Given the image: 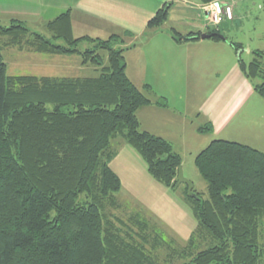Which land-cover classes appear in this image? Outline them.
Returning <instances> with one entry per match:
<instances>
[{"label":"trees","instance_id":"trees-1","mask_svg":"<svg viewBox=\"0 0 264 264\" xmlns=\"http://www.w3.org/2000/svg\"><path fill=\"white\" fill-rule=\"evenodd\" d=\"M170 8L156 12L146 33L166 23ZM47 29L51 38L21 21L0 24V264H264V151L216 139L196 156L208 196H189L186 188L198 225L185 246L173 247L137 213L124 221L114 212L122 181L110 165L113 140L134 147L152 177L170 188L178 187L182 156L167 139L141 129L138 110L154 101L127 75L131 32L77 38L70 11ZM174 36L199 38L176 30ZM9 47L78 55L97 74H10L3 54ZM253 53L239 64L264 97V52Z\"/></svg>","mask_w":264,"mask_h":264},{"label":"crops","instance_id":"crops-1","mask_svg":"<svg viewBox=\"0 0 264 264\" xmlns=\"http://www.w3.org/2000/svg\"><path fill=\"white\" fill-rule=\"evenodd\" d=\"M181 1L182 5L171 3L166 23L148 33L149 20L169 4L167 0H0V21H21L28 27L30 23H39L47 28L49 21L70 11L72 32L77 38L107 39L113 34L131 32L133 36L126 38L128 46L124 52L126 72L131 81L154 101L138 110L141 129L170 141L182 156L183 167L186 165L185 151H193L191 156L196 158L216 139L237 141L264 151V113L261 109L257 112L261 115L255 129L257 142L253 138L255 144L252 140L237 138L227 130L220 133L218 128L221 122H232L236 115V112L231 114L232 111L246 109L250 101L247 98L258 93L238 63L241 54L249 50L242 42L228 38L222 31L227 22L236 21V11L245 0H227L234 5L235 19H225L219 26L208 23L202 8L204 4L199 0L196 4L189 0ZM177 10H180L179 16L174 15ZM214 29L229 40L243 44V48L238 52L228 39L201 37L202 33ZM174 30L185 37L196 33L199 38L179 41ZM53 56V67L61 68L64 64V70L69 68L68 74H62V69L53 75L97 74L95 67L82 64L80 57L61 62L58 59L60 55ZM145 85H150L151 89H146ZM162 98L166 100L165 106L156 103ZM211 124L214 132L209 130ZM120 142L122 145L127 143L124 140Z\"/></svg>","mask_w":264,"mask_h":264},{"label":"rangeland","instance_id":"rangeland-1","mask_svg":"<svg viewBox=\"0 0 264 264\" xmlns=\"http://www.w3.org/2000/svg\"><path fill=\"white\" fill-rule=\"evenodd\" d=\"M167 1L173 5L177 3L182 5L183 3L181 0ZM196 1L198 0H189V2H194V4H196ZM179 11L177 10L174 15L179 16ZM236 15V21L227 22L222 27V31L225 32L228 38L244 44V48H247L249 51H244L241 56L246 62H249L255 57L253 51L260 50L264 52V0H245L237 9ZM0 24L10 25V22L0 21ZM28 25L32 30L41 32L49 38L52 37L50 31L42 24L30 23ZM227 27L228 29H226ZM53 41L60 42V40ZM3 54L10 74L53 75L62 71L63 66H65L63 64L61 68L53 67L51 60L54 57L53 54L19 50L14 47L4 49ZM58 59L61 62L64 59L65 61H71V59H79V56L72 55L68 58L65 55H60ZM69 65L66 66L69 67ZM68 69H63L62 74H68ZM242 73L244 74L243 71ZM244 76L246 77L245 74ZM249 81L252 85V81L250 79ZM255 82H261V79H255ZM247 100L250 101L246 109L233 110L231 114L236 112V115L232 122L229 124L227 120L226 123L221 122V127L218 126V128L220 129V133H226L227 130L237 138L252 140V143L255 144L253 138L256 136L255 129L259 121L258 116L261 115H258L257 112L261 109L262 113H264V97L258 93H253ZM252 115H254L253 121L250 119ZM209 130L210 132L215 131L212 124ZM255 140L257 142V138ZM120 141H123L121 137L113 140V149H117V152L110 163L122 181V187L116 193L121 206L119 210L114 212L124 221H127L130 216L137 213L148 220L156 230L161 232L169 243H174L172 244L173 247L178 246L181 248L185 246L198 225V220L195 217L193 209L186 199L185 191L188 187L187 184L181 183L176 188L163 185L149 173L147 163L142 155L130 144L126 143L122 145ZM185 152L184 159L186 165L183 167L184 175L194 184L195 193L197 192L203 197H207V182L196 167L195 157L191 156L193 151ZM167 249L164 247L157 252L160 258L167 255Z\"/></svg>","mask_w":264,"mask_h":264},{"label":"built area","instance_id":"built-area-1","mask_svg":"<svg viewBox=\"0 0 264 264\" xmlns=\"http://www.w3.org/2000/svg\"><path fill=\"white\" fill-rule=\"evenodd\" d=\"M202 8L210 25L219 26L223 20H233L235 18L234 6L227 0H215L210 4H204Z\"/></svg>","mask_w":264,"mask_h":264},{"label":"water","instance_id":"water-1","mask_svg":"<svg viewBox=\"0 0 264 264\" xmlns=\"http://www.w3.org/2000/svg\"><path fill=\"white\" fill-rule=\"evenodd\" d=\"M215 34H217V33H215V32L211 33V34L210 33H202L201 37L202 38H210ZM219 35L221 36L222 39H226V37L223 34L220 33ZM181 183L187 184L189 196L196 197V193L194 192V184L188 178L185 177L184 169H183L182 165L178 169L177 186L180 185Z\"/></svg>","mask_w":264,"mask_h":264}]
</instances>
